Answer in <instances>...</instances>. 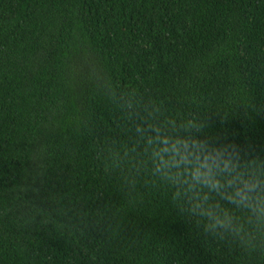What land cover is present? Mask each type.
Listing matches in <instances>:
<instances>
[{
    "label": "trees",
    "instance_id": "1",
    "mask_svg": "<svg viewBox=\"0 0 264 264\" xmlns=\"http://www.w3.org/2000/svg\"><path fill=\"white\" fill-rule=\"evenodd\" d=\"M0 264H264V0H0Z\"/></svg>",
    "mask_w": 264,
    "mask_h": 264
}]
</instances>
